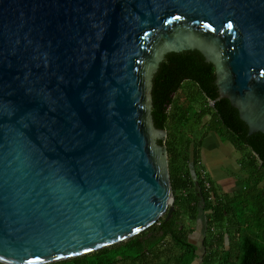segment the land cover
Returning <instances> with one entry per match:
<instances>
[{
    "label": "water",
    "instance_id": "95a60500",
    "mask_svg": "<svg viewBox=\"0 0 264 264\" xmlns=\"http://www.w3.org/2000/svg\"><path fill=\"white\" fill-rule=\"evenodd\" d=\"M186 51L264 133V0H0V263L74 259L171 218L152 93Z\"/></svg>",
    "mask_w": 264,
    "mask_h": 264
},
{
    "label": "trees",
    "instance_id": "16d2710c",
    "mask_svg": "<svg viewBox=\"0 0 264 264\" xmlns=\"http://www.w3.org/2000/svg\"><path fill=\"white\" fill-rule=\"evenodd\" d=\"M215 80V67L198 51L167 55L154 78V123L168 132L165 145L175 197L171 218L166 214L146 232L124 243L53 264L143 260L147 264L157 260L162 264H199L198 247L190 236L201 214L206 217L208 229L201 264H264V133L249 135L247 125L231 103L218 100ZM187 81L197 88L196 93L182 94ZM200 96L202 106L194 112ZM206 117L210 121L204 124ZM211 134L241 154L243 194L219 192L206 172L201 150ZM211 195L214 202L210 201Z\"/></svg>",
    "mask_w": 264,
    "mask_h": 264
},
{
    "label": "crops",
    "instance_id": "0c3cea01",
    "mask_svg": "<svg viewBox=\"0 0 264 264\" xmlns=\"http://www.w3.org/2000/svg\"><path fill=\"white\" fill-rule=\"evenodd\" d=\"M209 141L210 139H207L205 141L201 150V161L202 164L204 165L206 172L214 181L219 192L228 195L243 194L244 184L241 181L242 172L239 171L240 169H236L238 167H235L234 165L235 160L231 149L234 147L231 144L223 142L219 136L217 139L212 138L211 142ZM241 158H242L241 154L240 157H236V166L237 163L240 164ZM207 231L208 229H207L206 217L201 214L199 216V219L196 221L195 231L190 236L191 242L198 247L200 255L203 251L204 240H206L207 238L206 236ZM202 259L203 256L201 255L199 264H201ZM161 262L157 260L150 264H162ZM147 263L148 262L143 260V261H123L120 262L119 264H147Z\"/></svg>",
    "mask_w": 264,
    "mask_h": 264
},
{
    "label": "rangeland",
    "instance_id": "374dc122",
    "mask_svg": "<svg viewBox=\"0 0 264 264\" xmlns=\"http://www.w3.org/2000/svg\"><path fill=\"white\" fill-rule=\"evenodd\" d=\"M196 91H197V88L194 87V86H192L191 83H189V82H187V83H185L183 85V88H182V94L183 95H188V94H191V93L194 94V93H196ZM202 103H203V98L200 96L199 99H198V102H197V104L199 105V107H196L194 112H197L198 109H200V107L202 106ZM209 121H210V117H206L202 122L205 124V123H208ZM193 125H194V123H193ZM210 136H209L210 138L209 137L207 138V139H210L209 142H211L212 138L213 139H217L218 138V136H216V134H211ZM228 144H230V143H228ZM231 149H232V154L234 155V160H235L234 165H235V167H238L236 169H240L239 171L242 172L241 167H240V164L237 163V166H236V157H240V153L238 151H235L234 148H231Z\"/></svg>",
    "mask_w": 264,
    "mask_h": 264
},
{
    "label": "built area",
    "instance_id": "2783aa9c",
    "mask_svg": "<svg viewBox=\"0 0 264 264\" xmlns=\"http://www.w3.org/2000/svg\"><path fill=\"white\" fill-rule=\"evenodd\" d=\"M203 174V178H206L205 176H206V174L205 173H202ZM205 186H206V188L207 189H210L211 188V186H210V183H209V181L207 180V179H205ZM216 199L211 195V197H210V201L211 202H214Z\"/></svg>",
    "mask_w": 264,
    "mask_h": 264
},
{
    "label": "flooded vegetation",
    "instance_id": "af4514ba",
    "mask_svg": "<svg viewBox=\"0 0 264 264\" xmlns=\"http://www.w3.org/2000/svg\"><path fill=\"white\" fill-rule=\"evenodd\" d=\"M215 76H216V74H215ZM216 81V80H215ZM188 82V81H187ZM187 82H185V83H187ZM184 83V84H185ZM216 85V84H215ZM232 195H234V194H232ZM206 236H207V233H206ZM204 242H205V240H204ZM205 254H206V250H205V247H204V243H203V251H202V253H201V255L203 256V258H204V256H205Z\"/></svg>",
    "mask_w": 264,
    "mask_h": 264
}]
</instances>
